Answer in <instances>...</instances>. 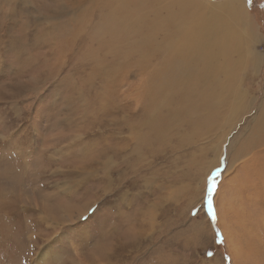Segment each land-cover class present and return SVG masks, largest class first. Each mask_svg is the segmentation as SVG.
Instances as JSON below:
<instances>
[{
	"label": "rangeland",
	"instance_id": "374dc122",
	"mask_svg": "<svg viewBox=\"0 0 264 264\" xmlns=\"http://www.w3.org/2000/svg\"><path fill=\"white\" fill-rule=\"evenodd\" d=\"M60 1L66 13L44 16L51 0H0V264H264V0H241L248 41L211 82L236 90L205 112L214 127L180 119L142 146L125 122L147 72L133 59L105 75L115 66L95 22L72 21L89 0ZM215 167L213 225L201 205Z\"/></svg>",
	"mask_w": 264,
	"mask_h": 264
},
{
	"label": "bare ground",
	"instance_id": "6f19581e",
	"mask_svg": "<svg viewBox=\"0 0 264 264\" xmlns=\"http://www.w3.org/2000/svg\"><path fill=\"white\" fill-rule=\"evenodd\" d=\"M51 1L42 6L41 14L66 13L67 7L60 0ZM241 5V0L216 4L207 0H89L88 7L80 9L72 20L76 28L94 21L98 36L105 37L101 47L115 66L112 73L108 63L105 75H117L118 69H126L133 59L147 72L140 111L134 112L135 121L129 118L125 122L136 143L142 146L151 137L167 141L170 137L166 133L178 130L180 119L192 122L193 130L205 126L207 132L208 127H214L205 112L222 109L226 98L231 104L234 97L228 88L236 90L211 82L215 76L235 72L240 60H231L225 53L236 54L241 41H248L240 31L246 22L239 11ZM119 42L126 46H118ZM107 76L102 77L110 80ZM196 76L203 77V82L196 85Z\"/></svg>",
	"mask_w": 264,
	"mask_h": 264
},
{
	"label": "snow or ice",
	"instance_id": "6c2138e0",
	"mask_svg": "<svg viewBox=\"0 0 264 264\" xmlns=\"http://www.w3.org/2000/svg\"><path fill=\"white\" fill-rule=\"evenodd\" d=\"M249 3H251V0H248ZM261 41H264V37H261ZM260 56L262 59H264V51H261ZM84 139H88L87 136L84 137ZM221 174V169L219 167H215L210 170V174L206 176V187L202 193V208L206 209V215L209 219V222L211 224H215L218 219V214L215 208V200H214V193L218 191V180L217 178ZM75 173H68V176L71 178L75 176ZM79 179H84L83 176H80ZM120 186L114 185V183H109L106 188L105 192L112 197H115L117 193L120 192ZM103 201H99L94 203L93 205H90L88 208V213L91 215H95L97 210L101 207ZM197 212L193 211L192 216H196ZM87 222V221H85ZM215 241L217 243H223L224 239L222 234L218 229L215 230L214 232V237ZM207 255L209 257L213 256V253L211 251L207 252ZM224 259H227V257H224Z\"/></svg>",
	"mask_w": 264,
	"mask_h": 264
}]
</instances>
